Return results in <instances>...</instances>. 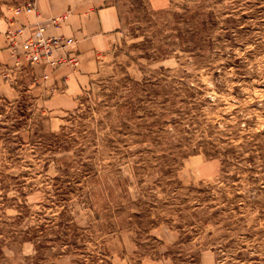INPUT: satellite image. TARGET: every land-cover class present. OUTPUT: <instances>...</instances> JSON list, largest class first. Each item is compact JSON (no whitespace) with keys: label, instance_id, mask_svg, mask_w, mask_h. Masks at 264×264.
<instances>
[{"label":"rangeland","instance_id":"rangeland-1","mask_svg":"<svg viewBox=\"0 0 264 264\" xmlns=\"http://www.w3.org/2000/svg\"><path fill=\"white\" fill-rule=\"evenodd\" d=\"M102 2L75 90L0 2V264H264V0Z\"/></svg>","mask_w":264,"mask_h":264},{"label":"crops","instance_id":"crops-1","mask_svg":"<svg viewBox=\"0 0 264 264\" xmlns=\"http://www.w3.org/2000/svg\"><path fill=\"white\" fill-rule=\"evenodd\" d=\"M4 1V14L10 18V13L6 8L15 5L23 4L28 0H0ZM36 4L40 13V18L46 19L54 15L67 13V21L58 30H48V34H60L66 37H72L76 40L74 49L79 55V59L87 60L90 54H97L100 51H105L113 44L112 41L117 40L120 34L121 23L118 18L117 10L108 5H103L102 0H92L93 7L87 8L90 0H30ZM34 22V18L30 15H21L16 23L19 25H30ZM5 27L1 29V32ZM5 46V45H4ZM7 52H10L7 51ZM10 57V53H9ZM11 60V59H10ZM81 61V60H80ZM85 65V66H84ZM86 67L87 64H84ZM76 71H71L65 67H61L58 71L53 72L54 82H67V85L72 81V89L79 88L78 75ZM84 72V71H82ZM58 73V76L55 75ZM52 80V78H51ZM77 81V82H76ZM83 83V82H82ZM74 84H76L74 86ZM70 87V85H68ZM66 87V86H65ZM70 92L66 89V93Z\"/></svg>","mask_w":264,"mask_h":264},{"label":"built area","instance_id":"built-area-1","mask_svg":"<svg viewBox=\"0 0 264 264\" xmlns=\"http://www.w3.org/2000/svg\"><path fill=\"white\" fill-rule=\"evenodd\" d=\"M10 13L6 39L10 50V59L14 62L9 69L21 71L22 63L41 71L39 78L50 79L51 73L61 67L76 71L80 66L78 53L74 50L76 40L60 34H48V30H58L68 19L67 13L40 18L36 4L30 0L7 9ZM21 15H30L34 22L16 27Z\"/></svg>","mask_w":264,"mask_h":264},{"label":"trees","instance_id":"trees-1","mask_svg":"<svg viewBox=\"0 0 264 264\" xmlns=\"http://www.w3.org/2000/svg\"><path fill=\"white\" fill-rule=\"evenodd\" d=\"M179 38L181 37V35L180 36H178ZM181 40H182V38H180Z\"/></svg>","mask_w":264,"mask_h":264}]
</instances>
